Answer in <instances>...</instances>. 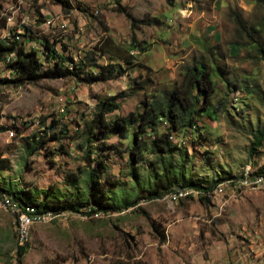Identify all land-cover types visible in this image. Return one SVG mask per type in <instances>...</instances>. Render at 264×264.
<instances>
[{"label": "rangeland", "instance_id": "374dc122", "mask_svg": "<svg viewBox=\"0 0 264 264\" xmlns=\"http://www.w3.org/2000/svg\"><path fill=\"white\" fill-rule=\"evenodd\" d=\"M0 36L40 52L48 39L76 61L106 36L126 49L136 36L147 49L133 50L125 75L91 85L46 79L15 86L4 81L13 72L0 62V187L39 208L83 205L94 212V171L103 187L96 200L109 209L35 224L22 264H264V183L241 184L264 177V140L256 144L264 133V58L257 48L264 45V0H0ZM196 63L211 68L216 93L196 127L174 132L171 151H148L132 163L136 127L126 139L112 129L94 143L87 166L81 130L101 99L121 103L110 122L143 111V102L180 85ZM192 183L217 184L210 204ZM18 248L15 216L0 205V264H18Z\"/></svg>", "mask_w": 264, "mask_h": 264}, {"label": "trees", "instance_id": "16d2710c", "mask_svg": "<svg viewBox=\"0 0 264 264\" xmlns=\"http://www.w3.org/2000/svg\"><path fill=\"white\" fill-rule=\"evenodd\" d=\"M172 3L173 0H168ZM67 6V2H64ZM122 12L125 13V10ZM136 26V22L133 23ZM241 28L244 26L241 23ZM253 31V33H252ZM250 37L254 40L256 30H251ZM254 42H258L255 40ZM56 44L46 39L43 43L44 51L40 52L36 48L26 50L23 45L16 41H8L0 36V62H3L13 72V76L5 79L15 86L25 84H37L46 79H72L78 83L91 85L97 82H106L117 79L125 75L128 68L134 61L133 50L141 53L146 52V48L141 42L132 37L131 47L129 49L117 44L110 36L104 37L99 46L94 47L86 53L84 59L76 61L73 56L60 53L56 49ZM259 52L264 58V45H257ZM109 55L115 58L119 63H99L98 56ZM50 63V65H46ZM213 71L209 66L203 63H196L185 73L184 79L180 85L174 87L171 91L164 93L160 99H153L143 102V111H134L126 116L117 117L113 122L108 120V115L121 107L117 96H109L101 99L98 110L90 120L84 123L81 130L82 144L80 150L84 151L83 159L87 166L92 167L94 157V143L96 141H105L109 138L112 129L114 133L121 138H128L133 127L136 131L132 134L134 145L130 149V161L132 163L140 162L144 159L145 153L162 152L167 153L173 149L174 132L187 128L196 127L197 115L211 106L216 93L214 81L212 79ZM235 89H239L238 83L233 84ZM142 87V84H140ZM220 109V108H217ZM162 123L167 125L164 132H159ZM153 135L151 141L146 139L147 135ZM264 140V133L256 135V144L260 145ZM90 175L89 195L93 198L94 212H108V206L96 199L97 192L103 189L98 177ZM172 184L164 185V189L171 188ZM217 184L210 188H204L200 185L190 184V187L200 191V199L206 205L211 203V195ZM175 191V190H174ZM177 193V192H174ZM209 193V194H204ZM0 194H8L22 205H33L41 212H54L56 214L63 212H82L86 207L83 205H65V206H43L39 208L33 203L17 193L0 187ZM177 195V194H176ZM155 198H161L158 192ZM132 205L126 206L130 208ZM18 264H22V258L25 254L24 248L19 247L16 252Z\"/></svg>", "mask_w": 264, "mask_h": 264}, {"label": "built area", "instance_id": "2783aa9c", "mask_svg": "<svg viewBox=\"0 0 264 264\" xmlns=\"http://www.w3.org/2000/svg\"><path fill=\"white\" fill-rule=\"evenodd\" d=\"M261 183H264V177H258L254 180L247 178L241 182L245 187H251ZM0 205L15 216L19 247L25 246L28 242L32 227L35 224L51 221L66 214V212L59 214L54 212H41L33 205L20 204V202L8 194H0ZM86 212L91 213L92 210L88 208Z\"/></svg>", "mask_w": 264, "mask_h": 264}]
</instances>
